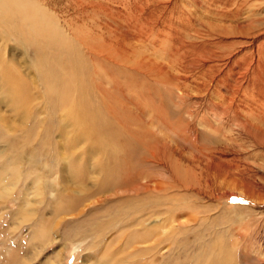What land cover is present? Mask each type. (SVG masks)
Wrapping results in <instances>:
<instances>
[{"label":"rangeland","instance_id":"374dc122","mask_svg":"<svg viewBox=\"0 0 264 264\" xmlns=\"http://www.w3.org/2000/svg\"><path fill=\"white\" fill-rule=\"evenodd\" d=\"M39 4L45 23L55 29L52 34L44 27L45 32L54 36L51 40L64 42L62 49L56 45L45 49L48 61L55 54L69 64V58L79 53L86 62L88 50L98 54V64L91 66L88 59L81 73L87 88L111 106L99 104L111 124L98 128L101 137H91L95 143L86 144L72 124L58 126L59 119L49 118L56 126L49 129L57 149L73 154L87 169L83 180L82 170L72 169L70 157L64 162L71 166L64 177L59 171L39 172L36 186L26 184L30 178L22 177L19 183L15 176L2 177L7 187L15 186L0 198V264H171L183 261L181 251L188 245L184 238L192 245L201 236L224 241L239 264L264 260V0H39ZM16 51L24 57L21 49ZM1 55L2 64L10 65L4 46ZM19 55L14 57L20 60ZM70 67L76 70V63ZM2 90L0 85V149L38 151L47 115L37 111V99L34 111L27 106L13 110ZM126 140L131 144L125 159L119 157L122 165L106 178L108 190L97 193L90 187L99 177L93 168L88 171L87 159L92 167L91 155L113 146L123 150ZM98 161L106 165V159ZM61 176L73 180L62 183ZM82 181L88 187L77 190ZM60 185L71 189L62 193ZM20 198L25 199L24 208L31 209L23 219L18 215ZM154 199L161 207L149 204ZM136 200L148 206L128 213L132 205L126 203ZM61 202L72 205L61 209ZM117 207L125 210L116 211ZM154 216L161 218L153 223L161 226L164 233L158 236L165 240L159 241L160 251L147 254L143 250L155 244V232L146 238L141 231ZM115 217L121 221H113V227L110 220ZM171 217L196 221L168 224L166 218ZM140 218L142 225L135 221ZM105 221L108 232L103 229ZM95 222L103 224L102 232L92 231ZM120 246L123 251L115 253Z\"/></svg>","mask_w":264,"mask_h":264},{"label":"bare ground","instance_id":"6f19581e","mask_svg":"<svg viewBox=\"0 0 264 264\" xmlns=\"http://www.w3.org/2000/svg\"><path fill=\"white\" fill-rule=\"evenodd\" d=\"M44 27L46 29H48L53 34V31L55 29L49 23H45L44 15H43V9H42L41 5L39 4V0H0V85L3 88V90L1 91L3 100L5 102H7L12 107L13 110H15L17 108H24L27 106L29 111H30V109H31V111H34V108L38 105L37 102H36V104H34V101L37 99V101L40 105V107H38L37 111L41 112V114H43V115L44 114L47 115V119H45L44 132L39 134V137L42 136V142L41 141L39 142L40 145L38 146V148H39L38 151L37 150H32V151L20 150V151H17V150H8L7 148L0 149V173L3 172V174H1L2 176L0 178L1 179L0 182L3 180L2 177L6 176L8 174L7 175L8 177H5L4 180L7 178L12 179L13 176L16 177L15 182H19V180H21L22 177L30 178L28 180L26 179V182H27L26 184L31 185V186H33V185L36 186L37 185L36 178L38 176V180H39V176H40L39 172H41L42 174L44 173V174L49 175V174H53L54 172L59 171V173L61 172V174H62V173H66L68 168L71 166H73L72 169L82 170V171H79L80 172V178L82 180L85 179L86 175L88 176V172H87V169L84 168L85 166L82 167L83 166L81 163L82 161L78 162V158L77 157L74 158L72 156L73 154L72 155L71 154H69V155L63 154V153H60V151L57 149L58 143L54 138H52V132L49 129V126H53L52 120L49 118H56L55 119L56 121L59 119V121H58L59 125L58 126H63L66 123L72 124L74 129L76 130L75 135L78 136L77 138H82L83 142L85 141L86 144H90L93 142L95 143V141L90 140V138L100 136L98 133V128H105L108 126V124H111L109 122V119H108L109 116L107 117L106 116L107 114L104 115L103 111L101 109H99V104L107 106L108 109L111 106L107 105V102L105 101L106 98L101 99V97H98L95 95L96 93L94 94V90L87 88V86L85 84L86 83L85 76H83L81 73L84 70H86V68H87L86 63L89 62L88 59H90L89 64L91 66H94V64H93L94 62H96L98 64V62H99L98 54L95 55L96 54L95 53L93 55L92 54L93 51L88 50V53L89 54L91 53V54H90V57H88L86 62H83V59L85 58V56L83 58V56L79 53L72 55V56H74V58H72L70 56L71 58H69L70 59L69 64L64 63V62L62 63V61H64L63 58L61 60L60 59L61 57H59V59H60L59 60L57 58L59 55L56 57L55 54L52 55L51 61H48L47 57L45 56V49L46 48H48V49L53 48L55 45L58 47V49H62L64 47V42H58L56 40H51V39H54V36L50 32H45L46 30L44 29ZM8 40L13 41L16 44V46L15 45H12V46L9 45L7 43ZM2 46L6 47L10 53L8 62L11 66L6 64V63L2 64V61H5L4 57L1 55V47ZM74 48H75V46H74ZM18 49L22 50L24 57H21L19 55V53H17L16 50H18ZM99 50H102V49H99ZM110 51H108V52H110ZM16 54L19 55L20 60H17L14 57V55H16ZM107 56H109V55H107ZM106 58L109 59L108 57H106ZM65 60H67V59H65ZM110 60H111V62L113 61L111 58H110ZM74 63H76V70H73V68L70 67ZM124 65H126V64H124ZM15 67L19 68L20 70L16 69ZM40 67H43L42 70L40 69ZM87 71H88V69H87ZM66 72L76 73V74L69 76L66 74ZM87 76H88V74H87ZM73 78H76V80H74ZM37 90L40 92L39 95H34V93ZM98 92L100 94L99 90H98ZM97 95H98V93H97ZM99 96H101V95H99ZM53 111H55V112L53 113ZM38 123H39V125H41V121H39ZM53 127H56V126H53ZM61 134H63V133H61ZM116 135L118 136L119 134L117 133ZM118 137H120V135ZM12 139H14L18 142L20 140L19 137H17V136H13ZM97 139H99V138H97ZM3 141L8 142L9 139H4ZM130 144H131V142L126 140L124 142L125 146H124L123 150H120L117 147L113 146L112 148L108 147V150H106V151L98 153V156H95L92 158L91 157L92 155H91L90 158L93 159L92 160L93 161L92 167H91V163H89L90 160L85 158V159H87V161H86L87 166L89 165L88 171H91V168H93L92 171L97 173V177H99L98 181H97V179L95 181H93V179L91 180L92 186L90 188L93 187L94 190L98 191L97 193H103L105 190H108L110 184H106L108 181V180L106 181V178H110L111 176H113L116 169H119V168H117V166L122 165L121 162H119V157L120 158L126 157V149H127V146ZM25 147H26V145L23 147V149ZM16 152H18V154H15ZM121 153H123V154L121 155ZM68 157H70V159L72 160L71 166L65 165ZM98 159L99 160L106 159V165L104 164L103 161H98ZM126 160H128V159H126ZM123 164H124V162H123ZM54 168L56 171H54ZM31 174H34L35 176H31ZM101 175H102V179H101ZM62 176H63V174H62ZM4 180H3V183H1L2 185L0 184V198L2 197V195H5L7 193L5 191V190H7V188L10 187V189H13V187L15 186L14 184L12 186L10 184L7 187V185L4 184ZM72 180L73 179H67L65 177V178H63V180H61V182L62 183L63 182L69 183ZM80 180H78V182ZM109 181H110V179H109ZM110 182H108V183H110ZM3 184H4V186H3ZM17 184L18 183H16V185ZM55 184L56 183H54V185ZM81 184L82 185L80 187H78L77 190L86 188L89 185L83 181ZM159 188L160 187L157 186L156 190L158 191ZM60 189H61L62 193H65L68 190H70L71 188H68L66 186H64V188H63V186H61ZM93 189H92V191H93ZM37 191H38V189H37ZM25 195H26V193H25ZM37 195H38V193H37ZM61 195H63V194H61ZM82 196L83 195H81V197ZM101 197H108V196L106 194V195H102ZM101 197H99V198H101ZM21 198L19 199V200H22V202L20 204L21 206L19 207L18 215L21 217V219H23V218H25V217L27 218L28 216L31 215V209L29 210V207L24 208L23 205H24L25 199L24 198L21 199ZM56 198H57V196H56ZM59 199L61 201L63 199L62 196L59 197ZM29 200H30V198H29ZM140 201H142V200H140ZM140 201L136 200V201L130 202V203H126V201H125V203L127 205L128 204L132 205L131 209L127 210L128 213L132 214V213L142 212L144 210V207L148 206V204L144 205ZM158 202H159V200H158ZM149 204L152 206H155V204L157 206L158 205L160 206L159 203H155V199H154V202L153 201L149 202ZM29 205H31V204H29ZM70 205H72L71 202H67V203L61 202L60 206L62 209V208L68 207ZM168 205H170V204H168ZM120 207L119 208L117 207L118 209L116 211H118V210L120 211L123 209ZM179 208L176 210H179ZM66 210H67V208H66ZM124 210H122V211H124ZM154 210H155V208L153 209V212H154ZM160 213H162L163 216L165 215L163 213V211H161ZM10 214H11V212H10ZM120 214L121 213H119V216H120ZM157 218L161 219V218H159V216H154L153 217L154 220L152 219L151 222H149V226L147 227V229L145 228L146 226L145 227L143 226L144 229L141 231V232L147 233L146 238L150 237L152 235V233L155 232V234L153 235V236H155V240L152 241L155 244L152 245L153 247L150 246V247L146 248L145 250H143L144 253H147V254L148 253L153 254L154 251L155 252L160 251L163 244H162V242L159 243V241L165 240L164 237L162 238L161 236H158L159 233L162 232V231H159V228L161 226L158 224V227H157L156 226L157 224L155 225V223H153L154 221L158 220ZM169 218H170V216H169ZM169 218H166V220L169 221L168 224L173 223L175 221H177L178 224L187 223L188 219L190 222L196 221V217L188 218L187 220H185L184 218H181V217H179V218L178 217H171V219H169ZM93 219H94V216H93ZM103 219H105V218H103ZM115 220L117 221V220H119V218L118 217L112 218L110 220V225ZM82 221L83 220L80 221L81 225L84 222V221L83 222ZM100 221H102V220H100ZM119 221H121V219ZM135 221L139 225H142L143 219H141V218L138 220L135 219ZM88 222L89 221H87V223ZM84 223L86 224V222H84ZM100 223L101 222H99V223L95 222L94 225L92 224L93 227L96 226L95 230L92 229V231H96V228H99L98 230L100 231V229H101L100 227L103 224L105 225L103 227V229L104 228L106 230L108 229L109 222L107 223L105 221L106 224L101 223L102 225ZM111 226H113V225H111ZM167 228H169V227H167ZM137 229H139V228H137ZM100 232H102V231H100ZM103 232H104V230H103ZM107 232H108V230H107ZM96 233H99V232L96 231ZM104 233H102V234H104ZM162 233H164V232H162ZM138 236H140V235H138ZM153 236H151V237H153ZM204 237L205 236L197 237L196 242L193 243L192 245H191V243H189L188 239L184 238L186 240V244H188L186 246V251L189 247V249L193 252L190 255L186 251H181L182 256H183V258H182L183 261L173 260L171 264H239L237 261V256L235 258L236 254H234L233 249H231L230 247H225L224 241H220V240L218 241V238L214 239V240L209 238L210 240H208V239H204ZM169 239L173 240L171 237H169ZM152 242L150 240V243H152ZM222 242H223V245H222ZM138 243H140V242H138ZM173 245H174V243H173ZM123 247H125V246H123ZM118 250L119 251L122 250V246H120L119 249H115L114 252L117 253ZM205 257H208V258H205ZM201 258L205 259L206 261L203 260V262H202ZM258 260H259L258 264H264L263 259L262 260L258 259ZM87 264H90V263H87Z\"/></svg>","mask_w":264,"mask_h":264},{"label":"crops","instance_id":"0c3cea01","mask_svg":"<svg viewBox=\"0 0 264 264\" xmlns=\"http://www.w3.org/2000/svg\"><path fill=\"white\" fill-rule=\"evenodd\" d=\"M57 252V250H55V253Z\"/></svg>","mask_w":264,"mask_h":264}]
</instances>
